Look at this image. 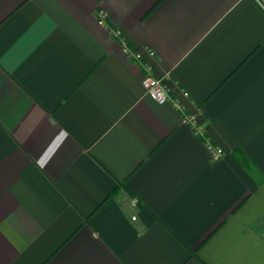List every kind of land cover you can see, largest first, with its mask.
Segmentation results:
<instances>
[{
	"label": "crops",
	"instance_id": "1",
	"mask_svg": "<svg viewBox=\"0 0 264 264\" xmlns=\"http://www.w3.org/2000/svg\"><path fill=\"white\" fill-rule=\"evenodd\" d=\"M0 264H264L255 0H0Z\"/></svg>",
	"mask_w": 264,
	"mask_h": 264
},
{
	"label": "built area",
	"instance_id": "2",
	"mask_svg": "<svg viewBox=\"0 0 264 264\" xmlns=\"http://www.w3.org/2000/svg\"><path fill=\"white\" fill-rule=\"evenodd\" d=\"M261 8L264 10V0H255ZM101 23L104 22L103 19L100 21ZM124 50L129 53L130 56H132L134 59H140L141 58V53L139 52H133L130 48L125 46ZM143 85L147 93L155 99L158 103L164 104L169 101L175 102V100L170 96L167 85L164 83L163 80L154 77V76H149L146 77L143 80ZM187 122L194 124L195 123V117L194 116H189L186 118ZM209 146L211 147L213 154L216 156H220L222 154V150L213 144L209 143ZM137 216H133V219H136Z\"/></svg>",
	"mask_w": 264,
	"mask_h": 264
}]
</instances>
